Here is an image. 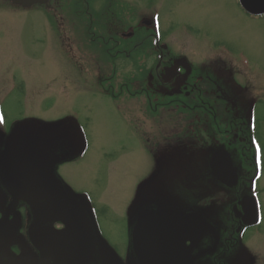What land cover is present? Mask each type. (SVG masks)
Masks as SVG:
<instances>
[{"label": "rangeland", "instance_id": "1", "mask_svg": "<svg viewBox=\"0 0 264 264\" xmlns=\"http://www.w3.org/2000/svg\"><path fill=\"white\" fill-rule=\"evenodd\" d=\"M139 5L145 17L159 12L165 39L171 33L165 43L176 56L211 64L209 59L222 53L210 47H224L236 56L245 54L250 66L264 67V19L250 18L238 0H139ZM87 22L73 9L51 17L36 9L13 11L0 5V186L10 188L9 175L16 168L14 178L31 189V203L48 197L51 206L55 202L37 164L60 163L63 184L54 175L53 189L65 207L52 206L59 212L52 216L61 224L48 221L50 232L62 243L69 244L67 238L74 244L81 240L76 222L84 225L81 204L71 194L83 192L82 201L89 193L106 237L122 249L124 217L131 227L139 210L165 207L159 197L178 201L188 193L194 197L200 187L209 190L205 195L214 194L206 167L210 153L225 139L218 137L223 134L220 127L219 134L212 129V139L204 143L208 131L196 127L198 115H188L169 97L154 96L148 87L141 89L137 65L116 64L107 47L91 45ZM128 53L136 57L138 51L128 48ZM260 186L264 187V177ZM261 205L263 222L248 233L247 246L239 247L233 264H264V193ZM210 208L211 215L218 213ZM191 215L198 227L189 219L183 222L193 228L192 236L199 229L209 239L219 232ZM173 216L169 222L182 240L187 236L178 225L182 220L173 222ZM95 239L98 245L96 235ZM197 240H191L190 248L197 247ZM62 243V255L79 249ZM112 255L96 253V264H111Z\"/></svg>", "mask_w": 264, "mask_h": 264}, {"label": "flooded vegetation", "instance_id": "2", "mask_svg": "<svg viewBox=\"0 0 264 264\" xmlns=\"http://www.w3.org/2000/svg\"><path fill=\"white\" fill-rule=\"evenodd\" d=\"M1 4L13 11L36 9L51 17L61 15L64 8L73 9L81 17H87L86 30L92 37L91 45L95 48L107 47L114 63L136 64L141 76H138L141 89L148 87L150 90H147L156 97H169L178 103L175 106L181 107L192 117L197 114L199 119L195 120L196 127L208 131L203 138L204 143H209L212 139V129L215 135L218 133L216 129L221 127V133H225L226 137L223 134L218 136L225 141L218 140L222 145L210 153L211 160L207 162L206 168L216 187L214 194L205 195L206 187H200L194 197L192 193H188L178 201L175 197L170 200L159 197L158 201L165 207L139 210L136 223H132L131 227L128 218L124 217L125 240L122 249L106 237L95 202L89 193L82 197V201L80 194L83 192L71 194L76 197L73 200L81 204L79 207L84 225L76 220L82 230L81 240H76L74 244L70 241L71 238H67L70 243H62L50 232L48 221L61 224L57 216H52L59 214L53 207H65V203L58 198V191L53 189L54 175L63 184L60 163H50L49 166L37 164L47 181L49 196L54 199L55 204L51 206L48 197L41 196L32 204L29 200L31 195L28 194L31 189H24L25 185L14 178L19 170L12 168L9 175L10 188L0 186V264H96V253L101 257L109 251L114 253L111 264H161L150 256L145 243L135 237L140 215L144 212L163 213L161 219L165 228L168 227L175 233L176 249L180 257L178 264H233L239 247L247 246L248 233L263 222L261 195L264 187L260 186V181L264 177V67L250 66L245 54L236 56L224 47H210L222 53L209 59L213 61L211 64L195 63L186 56H176L174 50L165 43L171 33L165 39L162 28L160 29L159 12L154 11L145 17L148 14L144 16L139 0L132 3L128 0H51L47 5H34L28 9L8 0H0ZM243 12L252 19H264V15L253 16L244 10ZM128 39L130 41H126ZM128 48H136L137 56H131ZM110 57L107 59L110 60ZM106 62L108 61H103ZM104 70L107 71L105 68ZM105 71L101 70L98 79L103 80ZM229 71L235 74L226 75ZM241 77L246 79V84L241 82ZM237 92L241 94L236 95ZM246 94H249L248 100L245 98ZM220 153L228 157L230 174L236 178L234 185L222 183L212 169V160ZM223 162L219 164L222 167L225 164ZM218 173L225 174V171L220 169ZM16 190L19 202L3 229L4 215L16 197ZM251 200L255 202L256 209H251ZM139 203L142 204L141 200ZM210 207L217 208L218 213L211 215ZM175 212L198 215L207 227L211 228L213 224L219 232H215L212 239L206 237L207 234L201 236L200 242H193L197 247L190 248V242L195 237L187 233L189 227L181 230L189 238L181 240L179 233L169 222L170 214ZM95 235L99 240L98 245ZM60 243L65 246L73 243L75 248L80 249L73 251L71 256L66 255L68 251L62 255L58 250ZM103 262L107 264V261H102V264Z\"/></svg>", "mask_w": 264, "mask_h": 264}, {"label": "water", "instance_id": "3", "mask_svg": "<svg viewBox=\"0 0 264 264\" xmlns=\"http://www.w3.org/2000/svg\"><path fill=\"white\" fill-rule=\"evenodd\" d=\"M15 5L22 6L23 8H31L34 5H45L50 2V0H9ZM240 5L242 8L250 15L253 16H262L264 15V0H239ZM224 162H223V161ZM224 166H220L221 163ZM213 169L216 174V177L224 184H229L227 181H232L234 179L233 176L230 174L229 168V160L225 154H217L214 157L213 161ZM220 169H224L225 174H220L218 171ZM232 183V182H231ZM19 202V194L16 190V197L11 202L10 206L8 207L4 219H3V229L5 227V223L9 218L10 214L14 213L17 205ZM163 216L162 212H144L140 215L139 222L135 231V237L138 241H143L146 245L147 250L150 253V256L155 259L156 261L161 262V264H178L179 256L176 249L175 243V233L171 231L170 235V246L168 248H164L158 245H154L153 241L156 240V235L163 232H160L158 229L155 231L156 225L161 226L164 228L166 225L162 222L161 217ZM160 240H164L163 237H159ZM169 262H168V261Z\"/></svg>", "mask_w": 264, "mask_h": 264}, {"label": "bare ground", "instance_id": "4", "mask_svg": "<svg viewBox=\"0 0 264 264\" xmlns=\"http://www.w3.org/2000/svg\"><path fill=\"white\" fill-rule=\"evenodd\" d=\"M9 1V0H8ZM10 2V1H9ZM12 3V2H11ZM245 11V10H244ZM246 12V11H245ZM51 19V18H50ZM235 180H236V178L234 177V179L232 180V181H227L229 184V186H231V185H234L235 184ZM261 180V176H260V178H259V181ZM232 182V183H231ZM227 185V184H226ZM258 185V184H257ZM38 202V201H37ZM251 202H252V210H253V208H255L256 209V204H255V202L253 201V200H251ZM171 216L172 215H175V217L173 216V222H176V220H177V218H181V222H179L178 223V225H179V227H181V228H183V227H189V228H187L186 230H187V233L188 234H192L193 235V230H191L190 228H192L191 226H189V224L187 225L185 222H183V220H184V218L185 219H189V220H191L192 221V224H193V226L195 225L196 227H198V225H197V222L195 221L196 219L195 218H192V216L193 215H183V214H181L180 212H176V213H174V214H170ZM178 215H179V217H178ZM184 225H186V226H184ZM160 230V232H163L162 233V235H161V233H160V235L159 234H157L156 235V240H154L153 241V243H154V245H158V246H161V247H163L164 248V250H165V248H168L169 246H170V235H169V233H171V231H168L165 227L164 228H162L161 226H159V225H156V227H155V231H157V230ZM193 229V228H192ZM200 230V229H199ZM199 230L198 231H196V236H195V239H193V241L194 240H197V239H199L200 237H201V235H202V232L199 234ZM190 232V233H189ZM2 233V232H1ZM159 237H163L164 238V240H160L159 239ZM187 237V236H186ZM186 237H184L183 239H185ZM87 240V239H86ZM80 249V248H79ZM166 251V250H165ZM81 253V250L79 251V254ZM80 256V258H81V260H82V256H81V254L79 255ZM84 256L85 257H88V255L86 254V253H84ZM178 256H179V254H178ZM180 258V257H179Z\"/></svg>", "mask_w": 264, "mask_h": 264}, {"label": "snow or ice", "instance_id": "5", "mask_svg": "<svg viewBox=\"0 0 264 264\" xmlns=\"http://www.w3.org/2000/svg\"><path fill=\"white\" fill-rule=\"evenodd\" d=\"M0 119H2V118H0Z\"/></svg>", "mask_w": 264, "mask_h": 264}]
</instances>
